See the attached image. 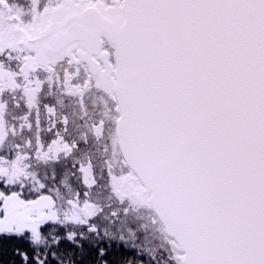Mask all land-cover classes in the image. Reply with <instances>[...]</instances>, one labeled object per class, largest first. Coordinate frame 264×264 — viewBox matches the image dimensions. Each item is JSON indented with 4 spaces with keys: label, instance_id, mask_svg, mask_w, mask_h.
<instances>
[{
    "label": "snow or ice",
    "instance_id": "snow-or-ice-1",
    "mask_svg": "<svg viewBox=\"0 0 264 264\" xmlns=\"http://www.w3.org/2000/svg\"><path fill=\"white\" fill-rule=\"evenodd\" d=\"M0 264H264V0H0Z\"/></svg>",
    "mask_w": 264,
    "mask_h": 264
}]
</instances>
